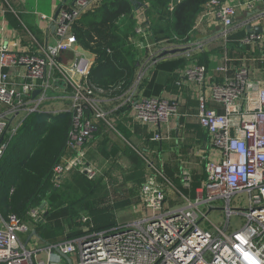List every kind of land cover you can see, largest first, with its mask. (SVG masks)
Returning a JSON list of instances; mask_svg holds the SVG:
<instances>
[{"label":"built area","instance_id":"1","mask_svg":"<svg viewBox=\"0 0 264 264\" xmlns=\"http://www.w3.org/2000/svg\"><path fill=\"white\" fill-rule=\"evenodd\" d=\"M179 2L170 0L167 10L173 12ZM99 4L100 0H74L71 7L61 8L55 21V46L35 53L0 48V106L4 108L0 113V159L8 147L5 140L17 133L28 115L44 113V104L60 86L71 91L68 103L74 123L68 151L73 154L55 168V190L72 172L88 180L98 174L88 161L86 149L93 142L96 121L106 119L108 114L100 109L98 97L88 86L95 60L80 46L73 26ZM263 6L264 0H210L203 6L192 32L210 20L221 25L225 37L238 26L250 27L244 45L263 42V33L252 25L264 17V10L257 12ZM240 11L248 14L243 21H237ZM134 18L131 41L138 50L165 42L171 43L173 49L187 48L191 57L189 50L201 47L177 36L157 40L150 34L145 8L137 11ZM167 50L171 49L161 50L150 65H155L157 57ZM66 53L73 54V59L64 63L61 57ZM230 67L228 61L222 62L217 72L225 79L212 85L208 84L209 69L205 64L194 62L180 72L181 79L198 85L197 120L220 153L218 161L207 163L205 180L194 191L192 173L183 171V187L177 194L184 206L169 205L167 193L159 184L160 175L149 163L150 175L140 190L143 215L139 220L48 245L45 260L37 259L38 250L30 248L22 236L30 238L35 227L44 221L47 203L31 210L27 220L15 214L5 218L0 213V264H67L63 256L72 258L71 255L76 256L75 264H264V89L257 92L255 106L243 108L242 102L252 90L249 70L241 67L227 77ZM18 68L24 71L19 86L10 81V72ZM144 77L141 71L125 96V104L134 109L135 121L148 126L154 133L153 140L159 142L164 138L162 125L179 114L180 101L140 95L138 87ZM177 84L180 86L181 81ZM36 92L40 93L35 96ZM190 191L193 192L188 195ZM241 194L247 195V208L234 206ZM216 211L224 214L221 225L209 218ZM233 217L243 220L238 229L232 228ZM83 221L87 222V218Z\"/></svg>","mask_w":264,"mask_h":264},{"label":"trees","instance_id":"2","mask_svg":"<svg viewBox=\"0 0 264 264\" xmlns=\"http://www.w3.org/2000/svg\"><path fill=\"white\" fill-rule=\"evenodd\" d=\"M138 1L144 4L150 25L155 16L160 19L159 24L154 25L161 33L154 34L157 40L177 36L188 41L203 6L210 0H181L173 12L167 10L170 0ZM135 11L132 0H101L98 7L83 14L73 26L80 46L96 55L88 86L103 102L125 99L135 80L139 63V50L131 41L136 26ZM61 59L67 63L73 59V54L66 53ZM203 60V56L199 58L200 63ZM165 76L160 75L159 84L170 89L177 80L176 76ZM52 99L44 104V113L28 115L17 133L5 140L8 147L0 159V213L5 218L15 214L27 220L31 210L46 202L44 221L35 227V231L47 245L61 243V238L55 233L57 223L48 222L53 217L49 208L61 198L59 189L55 190L52 186L54 171L73 154L68 151V140L74 114L69 103L61 106L55 103L56 99ZM100 109L103 110L101 101ZM98 136L99 133L95 132L93 141L99 140ZM151 138L152 134L136 125L134 134L126 137L128 143L119 138L106 137L99 140L98 149L105 159H115L129 147L128 144L140 151L141 143ZM153 145H157L156 142ZM145 158L150 161L147 156ZM200 184L193 176L192 187L196 189ZM98 186L100 184H94L95 190ZM80 223L78 238L116 227V222L110 221L100 227L83 230L85 222Z\"/></svg>","mask_w":264,"mask_h":264},{"label":"crops","instance_id":"3","mask_svg":"<svg viewBox=\"0 0 264 264\" xmlns=\"http://www.w3.org/2000/svg\"><path fill=\"white\" fill-rule=\"evenodd\" d=\"M73 3L74 0H0V48H8L9 50L18 53H35L41 49L55 46L58 42L56 36L55 16L61 8L71 7ZM263 10L264 8L259 7L257 12L260 13L263 12ZM136 13L137 10L135 11V15ZM243 14L244 13L240 11L239 17ZM247 15L248 14L246 13L245 16ZM43 16H46L47 18H44ZM245 16H242L240 21L246 19ZM252 25L257 28L261 27L264 35V17L254 21ZM249 28L250 27L247 26H238L231 34L225 37L221 33V25L218 22L206 20L195 30V34L203 35H196L193 37V40L190 38L192 44L201 45L200 48L194 47L192 50H189L191 57H188L187 48H184L185 51L182 53L166 57H162V53L157 57V63L152 66L150 65V62L154 60L155 56L161 52V50L165 48L175 50L170 48L172 44L165 43L164 45H157L142 50L144 52L143 57L145 60L142 62L141 57H139L138 70L134 80L135 82L141 71L145 73V77L142 79L141 84L138 87L139 94L144 96L143 93H141V88L146 84L151 82L159 84L160 75H162V77L165 75H175L177 80H175V84L172 87L170 86V89L167 88L166 85L159 84V92L152 96H166L179 99V114L173 117L168 123L162 125L161 132L163 133L164 138L162 141L158 142L153 140L154 133L148 126L139 124L135 121L134 109L130 105L125 104V99L116 101L107 100L103 102L98 98L99 101H101L102 108H104L103 111L105 110L104 112H107L108 116L117 118L123 113H127L131 118V124L124 127L125 132L123 131L122 135L117 134L118 136H115L114 139L119 138L128 143L126 137L134 134L136 125L145 128L147 133L152 134L150 140H144L141 143L142 150L148 144L152 146V155L148 156L142 150L136 151L128 144L129 147L124 152H121L115 159H105L100 154L103 163L112 161L116 162L119 156L122 154L124 155L129 148L137 153L143 154L142 158L145 161H148L145 158V156H147L150 159V162L148 163H151L158 172V175H160L159 184L167 193L169 205L173 208L181 207V204L184 202L180 200L177 191L181 190L183 187V171L187 170L192 173V175L200 181L201 186L205 180V167L207 163L209 161H218L220 159V153L213 148L209 136L200 127L197 120L198 85L193 81H188L184 78L181 79L180 72L194 62L205 64L209 69L208 84L212 85L215 82L221 83L223 82V79H225L223 74L217 72V68L222 62L228 61L230 63L231 67L227 77H232L238 68L246 67L249 70L252 90L248 96H246L245 100H243L242 107L245 108L247 105L249 107L255 106L257 104V92L260 89H264V41L244 45L243 40L248 36ZM95 56L96 55L91 53L89 57L96 61ZM202 56L205 60L200 63L199 58ZM147 60L150 61L146 66L144 63ZM180 60H186L182 66H179ZM154 67L155 70L153 71L155 72L152 71L150 74L151 69ZM159 67L160 69L158 70ZM167 70H170L171 72L165 74L167 73ZM23 74L24 71L22 68L12 70L10 72L11 83L19 86L22 82ZM165 78H167V76H165ZM179 81H181L180 86L177 84ZM61 87L64 86H60L58 90H61ZM65 90L67 89L65 88ZM211 107L215 106L211 105ZM3 111L4 108L0 106V113ZM153 142H156L157 145H153ZM93 143L94 142L89 144L86 149L88 158L93 153ZM194 190L195 189L193 188V191ZM193 191H190V193L188 192V195H191V192ZM140 201L141 198L139 194L138 211L141 213L140 216H142L143 211ZM136 220H139V218ZM134 221L130 223H133ZM118 225H123V223L116 221V226ZM22 239L26 244L28 243L29 238L27 236H22ZM30 243L31 245H29ZM28 246L30 248H37L38 260L46 259L41 253H45V249L48 245L41 241L38 236L32 237ZM63 259L69 264L64 257ZM70 259L72 260V258Z\"/></svg>","mask_w":264,"mask_h":264},{"label":"rangeland","instance_id":"4","mask_svg":"<svg viewBox=\"0 0 264 264\" xmlns=\"http://www.w3.org/2000/svg\"><path fill=\"white\" fill-rule=\"evenodd\" d=\"M242 16H245V14L240 15L237 21H240ZM154 18L151 19L150 34H161L154 26L155 24H159L160 19L157 16ZM190 34L192 40L196 35H203L195 34V31ZM164 44L165 42H162L159 45ZM143 55L144 52L140 50L138 59L141 57L142 62L145 60ZM184 61L180 60L179 64H184ZM153 70H155V67L151 69L150 74ZM170 72V70H167L165 74H169ZM61 88V90H55L51 94L52 100L56 99L55 103L62 104L61 106H63V104L69 102L71 91H69L70 89L63 90V87ZM141 90L142 92H140L144 96H152L159 92L160 86L158 83L151 82L143 86ZM129 124H131V118L127 113H123L117 118L108 116L104 120H98L95 125L96 132L99 133L97 138L104 139L109 137L114 139L115 136H118L117 134L122 135L124 127ZM99 140L93 141V153L88 158V161L97 169V177L94 180H88L84 176L72 172L65 177L61 188L58 190L61 196L59 202L49 208L53 212V217L48 222L57 223L58 228L55 233L56 236L61 238L60 242L79 239L80 221L83 222L84 218H87V222H85L82 228L83 230H87L92 227H100L102 224L110 221H119L125 224L141 217V213L138 211L139 194L143 183L150 175L151 169L148 163L150 161H145L142 158L143 154L129 148L124 155L119 156L116 162L103 163L98 149ZM142 151L148 156L153 154L150 144L145 146ZM95 183L100 184L96 190L94 187ZM247 201V195L241 194L235 200L234 206L247 208ZM184 205V203L181 204V206ZM223 215L222 211H216L210 214L209 218L213 223L221 225ZM242 222L243 220L241 221L240 217H233L232 228L238 229L242 225ZM94 233L97 234L98 232ZM41 254L46 258L44 252ZM71 256L73 264H75L76 256Z\"/></svg>","mask_w":264,"mask_h":264},{"label":"water","instance_id":"5","mask_svg":"<svg viewBox=\"0 0 264 264\" xmlns=\"http://www.w3.org/2000/svg\"><path fill=\"white\" fill-rule=\"evenodd\" d=\"M132 3H133V5L135 6V9L136 10H139V9H141V8H143L144 7V4L143 3H141V2H139L138 0H132ZM59 12H60V10L57 12V14H56V16H55V21L57 20V18H58V15H59ZM250 29V28H249ZM256 31L258 32V33H262V28L261 27H258L257 29H256ZM185 51V49H175V50H171V51H166V52H164L163 54H162V57H166V56H169V55H175V54H178V53H182V52H184ZM95 58H96V56H95ZM40 92H36L35 93V96H37L38 94H39ZM37 237V233L34 231L33 233H32V235L30 236V238H29V240H28V243H29V241L32 239V237ZM27 243V244H28ZM67 261H68V263L69 264H72V261H71V259L68 257V256H63Z\"/></svg>","mask_w":264,"mask_h":264}]
</instances>
